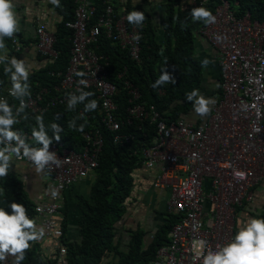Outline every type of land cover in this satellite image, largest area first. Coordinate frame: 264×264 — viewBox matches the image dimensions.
Segmentation results:
<instances>
[{
  "label": "built area",
  "instance_id": "1",
  "mask_svg": "<svg viewBox=\"0 0 264 264\" xmlns=\"http://www.w3.org/2000/svg\"><path fill=\"white\" fill-rule=\"evenodd\" d=\"M77 1L80 5L75 9L74 21L66 23L73 32L67 69L58 74L60 81L52 88L50 99L44 104L49 90L43 88L25 100L27 109L42 114L50 107L67 104L69 93L79 94L80 88L92 90L102 105L103 127L117 132L120 122L115 117L116 88L107 80L109 57L100 52L98 39L103 29L107 39L125 51L130 60L139 62L143 25L129 24L126 9L115 14L110 0H105V15L92 24L95 9L86 0ZM208 1L202 0L201 5ZM238 5L232 0H219L212 13L215 23H205L198 30L214 50L220 69V95L201 125L196 127L182 120L166 123L152 108L148 114L137 102V88L129 81L124 83L130 97L127 121L150 116L156 123V141L145 151L144 164L147 168L160 166L153 186L169 191L167 209L177 218L170 230V243L159 248L148 264H192L194 239L206 240L212 250L217 244L229 243L234 236L237 208L251 201L252 188L264 179V21L251 20L249 12L237 15ZM137 35L138 41L133 39ZM37 37L39 53L56 59L54 32L39 25ZM81 79L87 81L86 87L78 83ZM92 135L83 134L86 145L81 154L59 143L49 146V152L56 153L61 163L45 169L50 181L49 201L35 207L33 219L56 241V248L62 236L57 215L63 192L98 165L97 154L103 142L98 132ZM123 138L130 140L129 136ZM120 139L119 135L114 137L115 142ZM13 158L31 163L22 153ZM207 179L211 191L206 193L203 187ZM206 201L212 213L209 223L204 219ZM58 254V264H67L65 248H60ZM13 259L9 256L0 264H12Z\"/></svg>",
  "mask_w": 264,
  "mask_h": 264
},
{
  "label": "trees",
  "instance_id": "2",
  "mask_svg": "<svg viewBox=\"0 0 264 264\" xmlns=\"http://www.w3.org/2000/svg\"><path fill=\"white\" fill-rule=\"evenodd\" d=\"M101 1L95 0L96 6L99 5L98 9H100ZM163 1L168 11L163 43H160L155 36H149L150 19L147 9L143 5L128 7L134 11L143 12L145 15L139 62L130 61L126 53L121 52L117 45L107 39L104 33L98 39L100 52L109 57L107 80L116 88L114 95L117 104L115 117L122 124L120 133L133 137L129 143L113 142L114 134L107 131L101 123L102 105L97 99V94L92 90H87L94 95L90 96L85 103L89 100H96L98 107L95 111L84 113V104L77 105L74 110H68L67 104L55 105L46 109L42 114L32 113L25 109L28 119L24 120L18 117L20 122L13 128V130L26 132L32 137V129L36 127L35 116L42 115L46 127L52 123H57L62 129L60 141H53V143H59L75 154L82 153L86 142L83 137L84 133L92 135L98 132L102 137L103 144L99 154L98 167L95 171L96 179L90 191V199H80V206H83L80 208L82 216L78 222L82 232L81 244L75 245L65 239L66 229L63 225L61 227L63 230L62 243L67 249L69 264H103V258L109 255L118 258L114 264H146L153 259L156 248L167 241L166 235L176 221V217L169 214L167 223L160 229L154 242L145 249L143 233L140 231L131 233V242L126 252L120 250L117 242L114 241V227L126 212L125 202L130 197L134 187V174L142 168V152L152 145L157 136L155 126L149 120L132 119L127 121L126 108L130 105V97L124 87L125 81L131 82L139 90L140 103L154 105L162 114V118L169 121H175L180 115L190 110L194 104V98L189 100L188 96L194 90L198 91L201 86V64L194 57V40L198 36V29L206 22L193 21L191 16V10L200 6L198 3L196 6H191L179 0H177L179 1L177 5L174 4L175 0ZM197 1L200 2V0ZM232 1L239 4L235 9L237 15L242 16L249 12L251 20L264 21V0ZM218 3L219 0H210L202 7L213 13ZM60 8L64 18L54 30V49L57 58L41 71L29 75L28 82L31 95L34 90H38L35 83L38 84L39 89H49L53 94L52 88L60 81V78L56 77L57 74H63L68 66L73 33L66 27V23L73 21L75 0H62ZM91 22L94 23V19ZM171 40L174 45L169 49L168 43ZM160 48H163L161 52ZM162 62L167 64L164 71H161L159 67ZM4 68V64L0 66V93L4 92V88L8 84H11L9 75L5 73ZM125 68L126 71L124 72ZM157 70L161 71L159 77L166 73L175 83L168 82L153 88L152 85L159 79L156 75ZM159 88L163 90V95L158 94ZM52 94L44 96V104ZM8 103L13 107L15 113L16 108L19 107V101L15 98H9ZM81 114H83V118H80ZM23 115L21 114V116ZM73 120H75L76 128L69 127V123ZM81 124L84 125L82 132L77 130ZM48 135L50 137L53 135L50 129ZM31 144L35 147L40 146L33 139ZM16 178L10 170L6 177H0V185L5 191V202L8 205L12 202L23 204L30 218L33 215L35 204L29 200L23 190L22 183ZM263 180H260L258 184ZM258 184L252 188V191ZM8 205L4 210L11 214ZM259 218L264 219V208ZM236 231L237 228L234 235ZM55 257V253L46 254L39 241L30 242V248L26 251L21 264H56Z\"/></svg>",
  "mask_w": 264,
  "mask_h": 264
},
{
  "label": "clouds",
  "instance_id": "3",
  "mask_svg": "<svg viewBox=\"0 0 264 264\" xmlns=\"http://www.w3.org/2000/svg\"><path fill=\"white\" fill-rule=\"evenodd\" d=\"M192 1L193 0H190L188 4L191 6H196L198 3V5L200 6V7L193 8L191 10V16H192L193 21H204L209 24L215 23V17L212 15L211 11L202 7L201 5L202 0H200V2L195 0V4H193ZM50 2L53 5L59 7V0H50ZM88 2H89V6H92L95 9V14L93 17H91V20H90L92 21V19H94V23H95L97 18L105 15V9H106V5L104 4L105 0H102L100 2V9H98L99 5L96 6L95 0H86V3ZM79 5H80V2L75 0V9H77ZM130 5L131 4L128 2L119 4L117 0H110V6H112L113 9L115 10V14H117L120 9H126V13H128V15L126 16L125 19L127 20L129 24L137 26V27L143 25V29H142V34H143V31L145 28V23H143V21L145 20V15L143 12L128 9V7H134L133 5L131 6ZM87 7L88 6H86V8ZM75 9H74V12H75ZM74 18L75 17L73 15V21H74ZM19 31H20V19L17 13L15 12V6L13 3V0H0V66H2L3 64L5 65L4 71L5 73L9 75L10 82H11V84H8L4 88L5 89L4 92L0 93V145H3V147H0V177H6L8 175L9 167H10L11 162L13 161V157H20L21 153L23 157L27 158V160L31 162L29 164L34 166L37 174L44 173L45 169L49 168L51 165H56L58 167L61 163V161L57 158L56 153L49 152V146L52 144H56V143H53V141L59 142L61 139L60 132L62 131V129L57 123H52L48 127H46L43 116L37 115L35 116L36 127H34L31 132L32 137H30V135H28V133L26 132H20L19 130H13L14 126L20 122V119H18V117L24 120L28 119V116L25 113V109H27L28 104L25 102V100H27V98L30 97L31 95L30 85L28 82L31 65L26 63L25 60H18L16 57H14L17 53H21L25 49L24 44L16 35V33H18ZM102 31L104 33L103 29ZM35 32H36L35 33V41H36L35 46L37 48V43H38L37 29ZM53 32L55 31L53 30ZM197 34L201 36L198 32ZM5 38H7L8 47L10 48V51L13 54L11 58H9V56L7 55V46L5 44ZM133 39L138 41L139 36L138 35L134 36ZM217 39L219 40V37H217ZM13 41H16V42L13 43ZM71 46H72V39H71ZM53 49H54V45H53ZM37 52L41 56V58L48 60L50 63L56 60L54 58L47 57V56L40 54L38 51V48H37ZM70 52H71V48H70ZM121 52H125V51H121ZM208 63H209L208 60L203 61L204 66H207ZM77 75L83 76L84 73H77ZM56 77H59L58 74ZM168 82L175 83V81L170 77V75L166 73L161 74L159 79L155 81L152 87L153 88L159 87L160 85L164 83H168ZM78 83L82 86H85V87L87 86L86 80L81 79ZM35 85L37 86L38 90H34L32 94L43 89V88L39 89V86L37 83H35ZM78 91H79V94H75V93L68 94L67 109L74 110L77 107V105L84 104V109H83L84 113L95 111L98 107V103L96 100L94 99L89 100L87 103H85V101L88 100V98L94 94L92 92L83 91V88L78 89ZM9 94L12 97L9 96ZM48 94L50 95L52 94L50 90ZM2 96H5V97H2ZM9 98H15L16 100L19 101L18 103L19 107L16 108L15 113L13 111V107L10 106L8 103ZM193 98H195L194 100L195 112L199 114L200 116H205L210 111L209 105L212 103V101L210 99H205L202 96H199L196 90H194L188 96L189 100H193ZM137 102H139V100ZM142 105L146 108V110L148 111V114H151L150 109L152 108L154 111L159 113L161 119L166 121V123L174 122V121H169L167 119L162 118V114L156 109L154 105H148L145 103H142ZM21 114H24V115L21 116ZM80 118H83V114H81ZM145 120H149L150 123L154 125L157 130L156 123L152 121V118L150 116H148L147 119ZM101 123H102V119H101ZM121 126L122 124L120 122V130L117 132H111L107 130L106 128L105 129L114 134L113 135L114 143L123 144L124 142V144H127L133 139V137L130 135L121 134L120 133ZM69 127L76 128L75 120L69 123ZM49 129L53 133L51 137L48 135ZM83 129H84V125L81 124L77 130L82 132ZM24 134L28 136V139ZM116 135L121 136V139L118 142L114 141V137ZM125 136H129L130 140L125 141L123 138ZM32 139L40 146H37V147L33 146L31 144ZM155 139L156 137L154 138L152 145L144 149L142 152V155H143L142 167L146 170H154L157 167L158 171L155 174V176H157L160 170L159 165L153 168H147L144 164L145 163V157H144L145 151H147L149 148H151L154 145L156 141ZM85 145H86V142H85ZM85 145L83 147V150L85 148ZM101 148H100L99 153L97 154L98 162H99V154L101 153ZM18 162L27 163L26 161L25 162L18 161ZM97 167L92 169L86 177L68 186L65 189V191L68 188L72 187L74 184L91 177V175L95 173ZM46 175L49 180V176L47 173ZM238 175L243 176L244 173H238ZM155 176L153 177V180H152V187H154L153 181H154ZM49 184H50V181H49ZM155 189H159V188H155ZM159 190H162V189H159ZM0 191H3V190L0 189ZM65 191L62 194V200H61L60 208L58 209V215H57L58 226L62 231L60 244L57 246V248H56V241L48 237L45 234L44 229L40 227V225L37 223L35 219H33L35 215V207L38 204H35L33 215L30 218L23 204L15 203V202L10 203L8 207L11 210V214L6 212L3 207H0V261H5L9 256H11L14 258L12 264H21V261H23L25 258L26 251L30 248V242L38 241L43 236H46V238L50 239V241L52 242L53 250L50 253V255H52L53 253L56 254V257H55L56 264H58L57 259L59 257L58 253H59L60 248H65L66 261H67V264H69V260L67 256L68 255L67 249L62 243V238H63V230L61 228L62 225L59 223V218H58L60 210L62 208V201H63V196H64ZM48 201H49V197L47 201H44L42 203H46ZM42 203H39V204H42ZM236 227L237 225H235V229ZM170 230H169V234H170ZM191 251L194 253V255L192 256V264H197V262H199V264H264V219L249 218L247 223L243 224V226H241L236 231L235 235L232 237L229 243L222 244V245L217 244L214 250L208 247V242L206 240L194 239L191 242ZM155 256L156 254L154 255L153 259L150 260L148 263L153 262V260L155 259Z\"/></svg>",
  "mask_w": 264,
  "mask_h": 264
},
{
  "label": "crops",
  "instance_id": "4",
  "mask_svg": "<svg viewBox=\"0 0 264 264\" xmlns=\"http://www.w3.org/2000/svg\"><path fill=\"white\" fill-rule=\"evenodd\" d=\"M182 3H189L190 0H179ZM179 1L175 0L174 4ZM62 0H59V7L53 5L50 0H13L15 12L20 19V31L16 33L18 38L22 41L25 49L21 53H17L14 57L18 60H25L31 65L30 74L41 71L48 64V60L41 58L35 46V31L39 25H44L49 30H55L57 24L63 21L64 16L61 14ZM119 4L128 2L133 6L143 5L149 14L150 19V33L149 36L155 38L161 43L164 39V26L166 24L167 6L163 0H117ZM177 9V8H175ZM7 55L9 58L13 56L7 44ZM172 40L168 43V48L173 47ZM163 48H160V52ZM194 57H196L201 64V86L197 91L199 96L205 99H210L212 103L209 105L210 111L205 116H200L194 110V104L190 110L177 118L175 121L182 120L191 123L193 126L201 125L209 118L211 114V107L218 99L220 93V69L215 58V52L209 43L201 36H196L194 40ZM208 60L207 66L203 65V61ZM160 70L164 71L167 67L165 62L160 65ZM160 71V72H161ZM159 70L156 75L159 77ZM165 74V73H164ZM158 94L163 95V90L158 89ZM195 100V98H194ZM140 102V101H139ZM9 170L14 177H17L21 183L23 190L34 204H39L48 200L49 196V180L46 173L37 174L33 165L29 163L18 162L14 160L11 162ZM158 168L154 170H146L143 167L134 174V187L128 200L125 202L126 212L123 218L114 227L115 237L118 248L126 252L131 242V233L133 231H140L143 233L144 249L148 248L154 242L156 235L160 229L167 223L168 212L166 201L170 194L168 190H159L152 187V180ZM95 173L91 177L84 179L81 182L74 184L68 188L63 196L62 208L59 213V223L66 229L64 238L69 242L80 245L82 240V232L78 225L82 211L80 208V199H90V191L94 180ZM204 191H211L210 181L207 179L204 182ZM0 207L5 208L8 204L5 202V191L0 185ZM80 206V207H79ZM210 204L206 201L205 222L209 223L212 218L210 212ZM264 208V180L261 181L254 189L252 199L250 202H244L237 210L236 225L237 230L246 224L249 218H259ZM175 216V215H173ZM176 217V216H175ZM177 220V218H176ZM176 223V221H175ZM174 223V224H175ZM167 241L156 248L157 250L170 243L169 232L166 235ZM41 247L47 254L53 250V245L50 239L43 236L38 240ZM154 254V255H155ZM118 261L114 255H109L103 258V264H114ZM148 263V262H147Z\"/></svg>",
  "mask_w": 264,
  "mask_h": 264
}]
</instances>
